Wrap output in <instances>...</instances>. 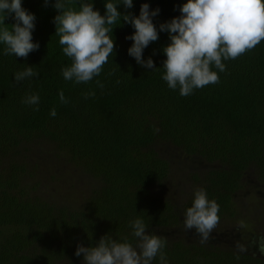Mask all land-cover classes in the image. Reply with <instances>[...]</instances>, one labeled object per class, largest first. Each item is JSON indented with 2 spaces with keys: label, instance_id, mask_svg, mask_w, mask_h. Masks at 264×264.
Wrapping results in <instances>:
<instances>
[{
  "label": "trees",
  "instance_id": "16d2710c",
  "mask_svg": "<svg viewBox=\"0 0 264 264\" xmlns=\"http://www.w3.org/2000/svg\"><path fill=\"white\" fill-rule=\"evenodd\" d=\"M65 2L80 8L81 0ZM84 2L105 13L106 0ZM186 2L118 5L122 15L139 16L144 3L150 11L160 9L152 18L159 39L143 52L156 69L140 66L128 54L134 41L126 37L135 29L121 18L111 26L114 52L100 75L77 84L62 75L71 60L55 35V0L47 6L44 0H22L36 17L32 36L40 47L25 59L4 55L0 43V264H83V256L75 255L81 243L96 246L108 235L135 246L130 222L136 218L144 220L148 233L166 241L167 264H264V254L252 245L260 232L237 228L235 200L244 187H264V40L234 60H222L224 72L213 66L218 83L181 96L179 88L170 89L162 79V50L171 41L159 26L180 16ZM13 23L5 19L9 28ZM28 66L39 75L17 84L14 74ZM61 90L67 103L59 100ZM90 92L94 95L85 98ZM34 93L40 97L38 111L22 103ZM41 150L51 158L43 166L48 162L55 175L63 171L53 161L59 154L66 166L94 181L83 187L76 183L78 190L69 192L71 198L78 196L75 208L44 199L37 194L38 184L28 182L33 165H41L31 161V153ZM197 188L219 205L220 222L204 244L195 229L189 233L194 237L182 236L183 214ZM249 222L255 226L256 221ZM249 232L256 237L248 238ZM237 241L248 251L238 252ZM152 264H160L159 256Z\"/></svg>",
  "mask_w": 264,
  "mask_h": 264
},
{
  "label": "clouds",
  "instance_id": "9594fccd",
  "mask_svg": "<svg viewBox=\"0 0 264 264\" xmlns=\"http://www.w3.org/2000/svg\"><path fill=\"white\" fill-rule=\"evenodd\" d=\"M47 6L50 0H44ZM126 9L133 7V0H121L120 3L106 0L105 13L101 15L94 10V4L81 0L79 10L67 6L65 0H55L54 8L58 15L54 17L59 44L63 53L70 58V66L62 69L66 81L87 83L99 76L103 65L114 52L115 42L112 25L122 20L135 29L133 35L126 39L134 41L128 54L145 68L156 69L151 57L143 58L144 50L150 43L159 39V32L153 23L160 9L150 11V5H141L139 16L132 13L121 14L118 5ZM180 16L162 23L159 31L169 34L170 43L163 48L166 59L163 61L162 79L170 89L179 88L181 96L192 94L194 89L203 88L219 82L220 72L226 70L222 60L236 59L245 52L255 48L264 40V0H187L180 8ZM0 43L5 45L4 55L27 58L39 49V43L33 42V30L36 17L22 6V0H0ZM11 17L15 23L9 28L5 19ZM39 74L28 66L14 74L17 84ZM97 84L103 86L97 81ZM94 95V92L85 94ZM61 103H67L63 91L59 92ZM38 93L26 95L22 103L36 105L39 110ZM50 115H57L56 109ZM219 205L209 200L203 188L194 190L192 205L183 214L186 231L195 229L199 242L207 243L220 222ZM132 235L137 239L134 246L125 238L124 242L105 235L96 246L85 247L82 243L76 248L75 255L83 256V264H152L159 256L160 264H167L163 252L166 241L158 235L150 234L142 218L130 222ZM243 220L237 224L238 229L246 228ZM164 235V234H163ZM260 254H264V236L252 241ZM238 252H247L245 244L236 242ZM239 255L236 256L238 260Z\"/></svg>",
  "mask_w": 264,
  "mask_h": 264
},
{
  "label": "rangeland",
  "instance_id": "374dc122",
  "mask_svg": "<svg viewBox=\"0 0 264 264\" xmlns=\"http://www.w3.org/2000/svg\"><path fill=\"white\" fill-rule=\"evenodd\" d=\"M46 146L52 149V146L49 143ZM41 151L43 153H31V161H38L41 165L36 168L33 165V169L35 170L30 171V174L27 175L28 182L33 186L35 184H38L37 186H39V188L37 189V194L41 195L44 199L51 200V202L58 203L60 205L64 204L71 208H75V206L77 205V200L79 199H77L78 196L76 198H71L70 193L73 192L74 189L78 190L79 187L76 183L83 187L88 184V181L90 182V184H94V181L89 177H84L83 173L78 172L77 170H73L69 165L66 166V163L64 162L66 158L59 154H55L57 155V157L55 159L53 158V161H56L58 165L63 168V171H61V168L56 169L54 167L55 170L61 171L55 175L53 169L47 167L48 162L46 166H43L46 160L49 161V159H51L47 155L49 153H47L46 150ZM33 172H35L36 174L34 173L32 175L31 173ZM41 180H43L42 183H40ZM60 184H63L64 187H61ZM32 190L34 191V189ZM235 200L239 205L240 211L239 217L236 218V221H246L245 224L247 225V228L250 227V229L254 230L256 234L260 232V236H264V210L262 209V207L264 208V187H261L259 190L256 187H244L237 193ZM258 212H261L262 214L258 215ZM250 220L256 221L255 226H253L249 222ZM231 221L232 223L234 222V220L232 219ZM228 226H231V222L228 224ZM184 232L185 233H182V236H188L189 238L194 237L193 234H189L190 230H184ZM250 233L251 232L247 234L248 238L251 239L256 237ZM172 234L176 235V233ZM177 236H179V234H177ZM231 240H235V237L231 236Z\"/></svg>",
  "mask_w": 264,
  "mask_h": 264
}]
</instances>
